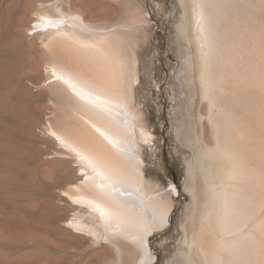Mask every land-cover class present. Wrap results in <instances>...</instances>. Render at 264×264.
Here are the masks:
<instances>
[{
  "label": "rangeland",
  "instance_id": "obj_1",
  "mask_svg": "<svg viewBox=\"0 0 264 264\" xmlns=\"http://www.w3.org/2000/svg\"><path fill=\"white\" fill-rule=\"evenodd\" d=\"M53 2L61 5L65 14L81 13L99 28L129 26L130 29L92 38L96 42L93 48L90 39H66L43 25L31 30L41 14L56 18L61 15L54 5H50ZM190 2L0 0V170L13 176L0 178V264H134L139 258L138 248L126 238H112L104 232L96 241L66 227L76 211L63 216V208L68 204L66 199H71L69 188L63 183L59 167L54 164L59 159L57 146H51L45 138L52 134L50 121L54 119L79 130H84L86 122L79 109L65 102L58 103L49 96L38 97L40 93L48 92L45 88L48 83L57 79L54 65L58 62L74 71L82 68L86 74L92 67L98 73L114 78L117 71L114 55L119 47L121 58L128 62L135 94L133 129L139 139L132 148L143 161L151 191L166 201L170 217V225L151 240L156 257L153 264H179L178 260L180 264H192L190 257L194 253L190 252L185 237L198 225L197 212L200 211L192 205L191 189L195 181L189 167L195 151L190 141L200 139L198 148H203L204 133L207 130L210 133L211 125L209 102L203 98L198 79L199 64L190 10H187V30L180 27ZM259 49L264 52V43ZM100 51L104 52L103 56ZM253 53L249 62L252 57L254 61ZM260 64L262 70L264 62ZM260 77L262 74H255L254 82L250 81L251 94L248 93L251 96L252 91L253 96L264 91V77L258 82ZM244 82L240 81L238 85L241 87ZM228 83L233 84L230 80ZM260 84L262 89H259ZM256 116L255 119L259 118ZM213 143L210 141V145ZM39 153L47 163L38 162ZM72 165L79 169L76 161L72 160ZM27 179L30 183H23ZM201 209L205 213V209ZM262 209L264 214V207ZM38 239L46 240L49 245L35 247L34 242Z\"/></svg>",
  "mask_w": 264,
  "mask_h": 264
},
{
  "label": "bare ground",
  "instance_id": "obj_2",
  "mask_svg": "<svg viewBox=\"0 0 264 264\" xmlns=\"http://www.w3.org/2000/svg\"><path fill=\"white\" fill-rule=\"evenodd\" d=\"M190 1L180 27L187 30V10H190L198 79L203 98L209 102L211 125L210 133L203 132V148H198L200 139L190 141L195 151L189 167L195 181L191 189L192 205L201 212H197L198 225L195 227L192 223L191 235L185 237L190 252L194 253L190 261L192 264H264V91L258 90L262 92L256 96L252 91L251 96L248 89L255 74H262L258 82L264 77V67L260 68L264 52L259 49L264 43V0ZM50 5L61 15L56 18L41 14L31 30L43 25L60 37L87 41L100 34L107 36L130 29L129 26L99 28L81 13L65 14L61 5L54 2ZM89 44L92 48L96 46L95 40ZM121 50V47L115 49L114 78L92 67L86 74L82 68L74 71L58 62L54 65L57 79L45 87L47 93H40L38 97L49 96L58 103L65 102L79 109L86 122L84 130H79L54 119L50 121L52 134L45 138L48 144L57 146L59 159L54 164L69 188L71 199H66L68 204L63 208V216L76 211L66 227L96 241L104 232L112 238H126L140 252L134 264H153L156 257L151 240L170 225V217L166 201L151 191L143 161L132 148L139 139L133 129L135 94L128 62L121 58ZM252 53L255 58L249 62ZM188 62L192 67L190 58ZM227 79L233 84L229 85ZM239 80L247 84L241 83L246 85L240 87ZM250 112H257L254 116L258 114L259 118L255 119ZM37 120L40 122L41 117ZM212 140L214 146L210 145ZM37 156L40 164L47 163L40 158V153ZM72 160L78 163V170ZM8 176L13 178L12 173L0 170V178ZM37 245L49 244L38 239L34 242Z\"/></svg>",
  "mask_w": 264,
  "mask_h": 264
}]
</instances>
